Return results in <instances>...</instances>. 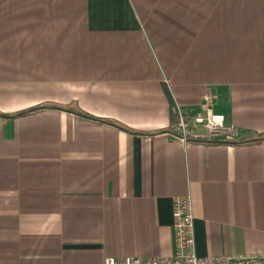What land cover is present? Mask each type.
Wrapping results in <instances>:
<instances>
[{
    "label": "crops",
    "instance_id": "obj_1",
    "mask_svg": "<svg viewBox=\"0 0 264 264\" xmlns=\"http://www.w3.org/2000/svg\"><path fill=\"white\" fill-rule=\"evenodd\" d=\"M207 91L242 140L171 135ZM188 195L264 255V0H0V264L173 255Z\"/></svg>",
    "mask_w": 264,
    "mask_h": 264
},
{
    "label": "built area",
    "instance_id": "obj_2",
    "mask_svg": "<svg viewBox=\"0 0 264 264\" xmlns=\"http://www.w3.org/2000/svg\"><path fill=\"white\" fill-rule=\"evenodd\" d=\"M215 95L207 91L201 99L200 108L184 109L174 104L177 121L173 124L171 135L188 141L192 133L202 128L205 139L214 140L225 137L240 141L242 131L228 123L226 115L215 113L212 109ZM173 226L175 231V252L173 255L107 257L104 264H264V255L235 254L199 257L195 251L194 214L191 197H176L173 201Z\"/></svg>",
    "mask_w": 264,
    "mask_h": 264
},
{
    "label": "trees",
    "instance_id": "obj_3",
    "mask_svg": "<svg viewBox=\"0 0 264 264\" xmlns=\"http://www.w3.org/2000/svg\"><path fill=\"white\" fill-rule=\"evenodd\" d=\"M242 140V139H241ZM258 140H262V139H258Z\"/></svg>",
    "mask_w": 264,
    "mask_h": 264
}]
</instances>
